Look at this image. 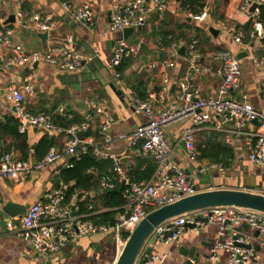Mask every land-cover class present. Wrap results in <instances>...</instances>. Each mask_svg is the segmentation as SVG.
Instances as JSON below:
<instances>
[{
  "label": "crops",
  "instance_id": "0c3cea01",
  "mask_svg": "<svg viewBox=\"0 0 264 264\" xmlns=\"http://www.w3.org/2000/svg\"><path fill=\"white\" fill-rule=\"evenodd\" d=\"M126 1L94 0V26L90 28L84 22L78 20L73 13H68L63 8L64 2L75 4L77 0H0V18L4 21L2 26L13 29V41L23 45L27 51H45L51 47L67 46L69 38L73 36L85 56L92 59L90 62L88 61L87 66L81 73L62 72L45 62L19 67L10 73L0 70V158L4 154L10 153L16 160L34 163L46 156L38 159L35 153L44 136L59 137V144L62 145L63 149L60 147L51 148L62 152L65 151L67 143L72 139V136L66 132L46 134L44 131L29 126L24 133H21L19 129L20 134L27 135L28 139V150H26L28 158L26 160L22 159L21 151L15 148L18 141L11 132L6 131L8 128H12L13 124L8 125L7 123L8 118L12 117L10 115L12 105L6 101L4 91L8 93V89L11 86L23 87L27 83L26 79L28 78L34 87L33 95L28 96L25 103L26 110L29 113L50 117L55 125L62 115L67 116L68 119L78 118L82 120L81 123L73 126L82 125L86 122L88 115H93L84 137L92 139L93 142L102 147L105 143L104 136L100 134L102 115L95 113V109L103 107L105 114L114 120L109 133L113 137L111 154L120 159V165L128 175V168L136 165L138 156H136L134 149L130 147L129 141L127 139H119V136L131 134L139 126L146 123L147 118L143 113H134L123 97L118 96L114 91V86L117 90L120 89L118 90L120 92L122 89L123 92H132L138 96L134 90V85L138 82V78L147 71V77L144 79V81H148L147 98L145 100L139 96L138 98L142 101H151L156 111L165 108V105L159 102L157 96L165 86L164 72L166 73V71L161 67V64L170 57L164 61H159V53L155 46L158 38L153 37L155 36L154 30L162 25L161 21L164 19L163 14L165 12L169 16L174 17L178 23L187 22L195 26L192 33H190V42L181 41L172 44V46L177 45L180 50L183 46L185 54L177 56L174 59L175 66L167 71L170 80V91L165 94V97L168 103L170 101L173 103L174 95L178 92L179 83L185 81L190 75L187 57L185 56L192 43L196 41L195 52L201 58L198 65L210 69L209 72L196 78L195 84L200 89V97L202 99L217 97V91L223 79L221 72L222 63L215 59L213 55L220 50H230L236 55H240L242 59L241 91L240 93H234L233 98L238 100L243 92L248 95L249 102L255 108H263L264 69L256 66L253 59L255 57H264V42L259 44L258 41L252 40L250 37L253 21L250 20L249 16L253 12L250 11L251 8L243 9L245 0H228L226 3L221 0L219 1V8L216 0H206L205 7L199 15L184 12L182 9L183 0H159L165 5V8L150 15L148 31L136 30L125 39L124 33L110 30V19L113 3L123 4ZM153 1L147 0L149 3H153ZM253 1L259 5V8L264 9V0ZM20 11L26 16L31 13L44 16L51 15L56 26L48 33L41 32L36 27L24 29L17 18V14ZM218 11L224 16L223 20L218 18ZM204 14H206L204 20L194 19V17ZM189 15L192 16V21L187 20ZM262 23L264 26V22ZM172 27L170 25V28ZM196 27L201 28V31L209 39L207 47L200 43L196 37L197 34H203ZM211 29L218 31L216 36L211 33ZM234 30L242 34V45L233 43L232 35ZM43 34H46V36L43 37ZM148 37L153 43L150 39H147ZM122 40H126L130 45L141 44L142 53L137 58L123 61L121 67L125 64V70L123 73L120 71L122 80L117 83L110 74L108 66L117 44ZM201 46L204 50H208V46L214 48V50L202 54L200 52ZM5 53L7 52H2V54ZM153 65L156 68H153ZM153 74H156L158 80L153 77ZM158 85L160 87L159 92L156 91ZM15 120L19 128L18 120ZM257 125V122L250 123L243 131L239 130L235 124L226 126L222 131H218L214 127H207L197 131L196 143L209 132L220 133L224 136L225 143L233 149L235 157L230 167H223L221 164L211 163L208 158H201L197 145L198 157L196 161L191 163L185 161V148L181 141V134L184 129L191 126L190 120L168 127L165 130V137L168 143L174 147V162L186 169L187 172L189 171L188 174L194 178L200 192L214 189H233L264 194V165L254 166L249 160V143L255 141V137L252 134L256 132ZM56 126L61 129H68ZM90 131L96 135L98 134V137L96 138L93 135L86 136V133ZM63 133L70 136L67 141L62 140L60 136ZM7 146L11 147V152L5 153L2 148H7ZM91 150L93 151V149ZM93 155L97 161L109 160L112 165L104 175L99 173L96 167H92L86 172L88 176L95 177L94 181L99 184L98 192L81 190L76 185L72 188V193L77 191L92 193L86 204L82 206V213L89 212L88 203L94 197L108 190H113L117 184H121L119 178L113 174L114 161L112 158H98L94 152ZM149 159L142 157L144 162L149 161ZM69 162L70 160L64 159L46 167L42 171L22 175L20 182L0 176V232L3 231L4 223L7 220L5 219L3 207L7 203H11L14 209L18 210V216L13 218H20L34 204L45 202L48 193L56 188L60 182L64 181L61 171L67 168L66 165ZM145 168L146 163H142L140 170ZM107 177H112L113 189L104 187L103 180ZM118 209L96 211L94 212L96 214L90 218L97 223V220L101 219L102 215L111 212L114 222V216ZM113 222L100 224H111ZM218 230L219 228L216 224L207 225L199 233L190 229L186 230L179 240L169 246L168 264H207L210 251L219 239ZM243 232L250 236L251 245L257 251L253 264H264V237L255 236V232L251 230ZM113 246L114 242L111 236L97 235L71 241L60 252L50 258H45L39 255L22 238L1 235L0 264H114L118 254L115 253ZM193 247H196L193 258L182 252L183 250L191 251ZM152 248L154 249L153 253L162 251L158 247L152 246ZM146 249L145 247L143 251L145 254L147 253ZM144 256H141L140 261L143 260ZM226 259L227 255L221 253L220 264H227Z\"/></svg>",
  "mask_w": 264,
  "mask_h": 264
},
{
  "label": "built area",
  "instance_id": "2783aa9c",
  "mask_svg": "<svg viewBox=\"0 0 264 264\" xmlns=\"http://www.w3.org/2000/svg\"><path fill=\"white\" fill-rule=\"evenodd\" d=\"M256 8L249 16L253 21L250 33L252 40L259 44L264 42V26L261 22L259 5L253 0H245L243 9ZM94 0H77L75 4L63 3V8L88 27L94 26ZM165 5L159 0L153 3L147 0H127L125 3L114 2L110 19V30L124 32L127 29L147 27L151 14L162 11ZM206 14L194 17L195 20H204ZM17 18L24 29L36 27L41 32H50L55 28V21L51 15L31 13L26 16L22 11ZM191 18L192 16H188ZM0 18V70L12 72L13 70L39 62H45L56 69L66 73H81L85 65L92 59L87 58L80 49L73 36L69 38L67 46L51 47L45 51H27L26 48L13 41L14 30L4 28ZM234 44L242 45L243 36L234 30L232 35ZM194 41L189 48L187 58L189 77L178 85V92L174 95L173 103L166 101L165 94L170 91L169 76L167 71L175 66L174 59L180 55L177 45L172 46L171 56L161 64L164 72L162 92L157 96L165 108L159 111L154 109L151 101H142L132 92H121L123 99L129 104L134 113H143L147 121L129 135H120L119 139L128 140L136 156L153 159L157 165L153 177L149 181H134L122 166L120 159L111 154L113 137L109 134L114 120L105 114L103 107H97L95 113L101 114L100 134L104 136V146L78 135L89 127L93 115L86 117L82 125H75L69 129L58 128L50 117L34 115L26 110L25 103L28 96L34 93V87L26 79L23 87L11 86L8 89V99L12 105L10 115L19 122L21 133L32 126L40 131L49 133L66 132L72 136L67 143L65 151L51 148L46 156L37 162L16 160L11 154H4L0 158V176L20 182L22 175H28L44 170L46 167L64 159H80L90 149L98 158H112L114 161L113 174L125 187L126 203L117 210L114 222L111 224H97L90 217L89 212L82 213L81 208L86 204L92 193L80 191L72 193L75 182H60L52 189L45 202L34 204L27 213L20 218L6 220L1 235L20 237L28 242L34 250L45 258L63 250L71 241L97 235L112 236L114 245L123 249L127 237L146 218L151 211L165 205L177 202L183 198L200 192L194 178L187 170L176 164L173 160L174 147L166 137L165 130L175 124L190 120L191 126L183 130L181 141L185 148V161H196V133L200 129L214 127L222 131L226 126L235 124L243 131L250 123L257 122V129L252 136L255 141L249 143V160L254 166L264 165V94L263 108H255L248 100L246 93H241L237 100L234 93L241 91L242 59L233 51H218L215 59L222 63L223 79L219 85L216 98L200 97V89L196 86V78L210 71L198 65L201 59L195 52ZM3 51L7 53L2 54ZM142 53L141 44L130 45L126 40L120 41L112 56L108 70L113 79L119 83L122 80L120 73L121 64L125 59L137 58ZM256 66L264 69V57H255ZM153 68H156L153 65ZM264 86V84H263ZM120 90V89H119ZM216 117H218L217 120ZM67 168L73 167L69 162ZM106 189H113L112 177L103 180ZM1 217V211H0ZM201 219H205V222ZM192 225L191 231L200 232L207 225L216 224L219 228V239L210 251L207 264H220V254L227 255V264H253L257 251L251 245L250 236L238 229L248 225L253 232H259V237H264V213L236 207H217L202 209L173 218L157 227L147 245L160 248V253H152L144 264H168V248L184 234L187 225ZM141 255V256H142ZM144 256V257H145ZM141 258V257H140Z\"/></svg>",
  "mask_w": 264,
  "mask_h": 264
},
{
  "label": "trees",
  "instance_id": "16d2710c",
  "mask_svg": "<svg viewBox=\"0 0 264 264\" xmlns=\"http://www.w3.org/2000/svg\"><path fill=\"white\" fill-rule=\"evenodd\" d=\"M217 6L219 8L220 4L219 1L216 0ZM224 3H226L228 0H222ZM206 0H183L182 1V9L186 13H193V14H201L205 7ZM217 8V9H218ZM218 18L221 20L224 19V16L220 14V11H218ZM217 14V12H216ZM163 21L160 28L158 27L156 30H154L155 36L154 38H158V42L155 44L156 49L159 53V61H164L170 57L171 54V46L175 42H185L188 43L191 40V34L194 27L193 24H189L187 22L184 23H178L175 21L174 17H171L168 15L167 12L163 14ZM260 20L264 22V9L260 8ZM170 25L173 27L170 28ZM199 32L201 31V28L196 27ZM199 39V42L202 43L204 46L207 47L209 43V39L203 32V34L196 36ZM147 39H150L148 37ZM151 41V39H150ZM152 42V41H151ZM153 43V42H152ZM208 50H204L201 46L200 52L202 54L207 53L208 51H213L214 48L208 46ZM189 51L186 52V56L188 58ZM126 62V61H125ZM125 70V64L122 65L120 68V71L123 73ZM157 76L160 77L159 74ZM145 77H147V71H145L139 78L138 82L134 85V90L138 94V96L145 100L147 98V91H148V81H144ZM154 78L156 77V74H153ZM156 91H160L159 85L156 87ZM82 120L78 118L68 119L67 116H61V118L58 119L56 122V125L62 127V128H71L74 124L81 123ZM8 125H12V128L6 129L7 132H11L13 136L16 138L17 144L15 145V148L17 150H20L23 155V160H26L28 157L27 151L28 150V139L27 135L20 134L18 123L17 121L10 117L8 118ZM97 130V129H96ZM98 132V131H97ZM93 135L96 138L98 137V134L96 135L94 132L90 131L86 133V136ZM62 137V140L67 141L70 136L63 133L60 135ZM59 137H50V136H44L42 140L40 141L38 148L36 150V155L38 159H42L48 150L51 147H60L63 149L59 144ZM197 149L199 153L201 154V158H208L211 163L214 164H221L223 167H230L234 160V153L233 149L228 146L225 143V138L222 134L216 133V132H209L208 134H205L202 138L199 139V141L196 143ZM11 147L7 146L2 148V150L7 153L11 152ZM10 154V153H7ZM137 163L135 166H131L128 168V175L134 180V181H149L157 168V165L155 161L149 159V161H142V157H138ZM145 160V159H144ZM70 163L73 165L71 168H64L61 171V176L64 179V182H75L76 187H78L81 190H87V191H96L99 190V184L97 181H94L95 177L88 176L86 172L92 168L96 167L99 170V173L104 175L107 170L111 167L112 163L111 161H97L93 155V151L90 149L89 152L85 155H81L80 159H70ZM142 163H146V168L144 170H140V166ZM97 177V176H96ZM75 187V186H74ZM72 191V190H71ZM126 203L125 199V187L122 184H117L115 189L108 190L107 192L101 193L100 195L94 197L92 201H89V206H92V211H101L104 209H118L122 207ZM101 219L97 220V223H108L113 222L112 219V213H106L100 217ZM128 238V237H127Z\"/></svg>",
  "mask_w": 264,
  "mask_h": 264
},
{
  "label": "water",
  "instance_id": "95a60500",
  "mask_svg": "<svg viewBox=\"0 0 264 264\" xmlns=\"http://www.w3.org/2000/svg\"><path fill=\"white\" fill-rule=\"evenodd\" d=\"M256 8V4L251 7V12ZM188 21H192L191 18H187ZM134 29L125 30L124 37L127 39L132 33H134ZM138 31H148L147 27L139 28ZM211 33L215 36L218 31L211 29ZM150 34H152L150 32ZM46 34H43L45 37ZM180 54H185V49L182 46L180 50ZM240 58V55H238ZM87 66V65H85ZM119 90V89H118ZM114 86V91L118 94V96L123 97V94L118 91ZM5 92L6 101L10 102L8 99V93ZM123 100V99H122ZM48 134V131H44ZM79 140L84 139V134L81 133L78 135ZM189 173V171H188ZM217 207H236V208H244L255 210L261 213H264V194L255 193L251 191L245 190H233V189H214L209 191H201L196 193L195 195L183 198L177 202L165 205L158 209H155L148 213L145 219H143L137 227L129 234L127 241L119 253L118 257L115 260L114 264H137L140 261V257L143 251L146 249V254L149 257L153 253L152 246H148V242L155 229L159 227L161 224L179 217L181 215L195 212L202 209H211ZM18 211V210H17ZM17 211L14 209L11 203H7L3 207V212L5 215V219H10L18 216ZM205 222V219H201ZM6 222L4 223V225ZM187 229L192 228V225H187ZM250 227L248 225H244L242 228L238 229L239 232H249ZM255 236L259 237L260 233L255 232ZM113 237L111 236V239ZM196 247H193L191 251H182L185 255L193 258L194 253L196 251ZM145 256L139 264H144L148 257Z\"/></svg>",
  "mask_w": 264,
  "mask_h": 264
},
{
  "label": "rangeland",
  "instance_id": "374dc122",
  "mask_svg": "<svg viewBox=\"0 0 264 264\" xmlns=\"http://www.w3.org/2000/svg\"><path fill=\"white\" fill-rule=\"evenodd\" d=\"M97 238H99V237H97ZM113 247H114L115 253L119 255V249L115 245Z\"/></svg>",
  "mask_w": 264,
  "mask_h": 264
}]
</instances>
